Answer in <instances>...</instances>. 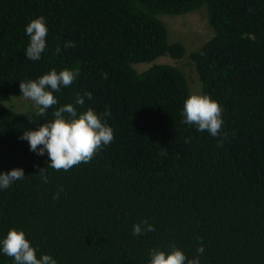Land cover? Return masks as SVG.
<instances>
[{
  "label": "trees",
  "instance_id": "obj_1",
  "mask_svg": "<svg viewBox=\"0 0 264 264\" xmlns=\"http://www.w3.org/2000/svg\"><path fill=\"white\" fill-rule=\"evenodd\" d=\"M200 6L187 53L158 14ZM0 264H264V0H0Z\"/></svg>",
  "mask_w": 264,
  "mask_h": 264
},
{
  "label": "rangeland",
  "instance_id": "obj_2",
  "mask_svg": "<svg viewBox=\"0 0 264 264\" xmlns=\"http://www.w3.org/2000/svg\"><path fill=\"white\" fill-rule=\"evenodd\" d=\"M156 17L165 28L167 41L182 44L185 54L179 59H171L163 55L150 63L134 64L133 68L141 71L155 63H168L176 66L183 73L187 84L186 109H198L200 107L199 85L187 53L196 50L212 35V30L207 23L205 7L200 6L180 15L158 14ZM0 107L10 108L20 113H32L39 110V99L33 92L19 91L1 100Z\"/></svg>",
  "mask_w": 264,
  "mask_h": 264
}]
</instances>
